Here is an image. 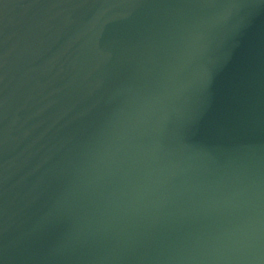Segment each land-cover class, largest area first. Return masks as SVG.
<instances>
[{
    "label": "water",
    "instance_id": "95a60500",
    "mask_svg": "<svg viewBox=\"0 0 264 264\" xmlns=\"http://www.w3.org/2000/svg\"><path fill=\"white\" fill-rule=\"evenodd\" d=\"M0 264H264V0H0Z\"/></svg>",
    "mask_w": 264,
    "mask_h": 264
}]
</instances>
